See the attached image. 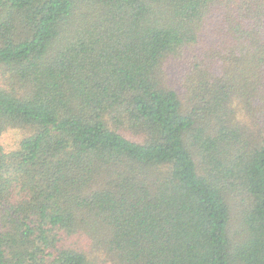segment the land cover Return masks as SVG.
Listing matches in <instances>:
<instances>
[{
  "label": "trees",
  "instance_id": "trees-1",
  "mask_svg": "<svg viewBox=\"0 0 264 264\" xmlns=\"http://www.w3.org/2000/svg\"><path fill=\"white\" fill-rule=\"evenodd\" d=\"M0 264H264V0H0Z\"/></svg>",
  "mask_w": 264,
  "mask_h": 264
},
{
  "label": "rangeland",
  "instance_id": "rangeland-1",
  "mask_svg": "<svg viewBox=\"0 0 264 264\" xmlns=\"http://www.w3.org/2000/svg\"><path fill=\"white\" fill-rule=\"evenodd\" d=\"M20 134L21 133L15 131H9L8 133H5L2 138L3 147L6 150H10L15 147L21 138Z\"/></svg>",
  "mask_w": 264,
  "mask_h": 264
}]
</instances>
